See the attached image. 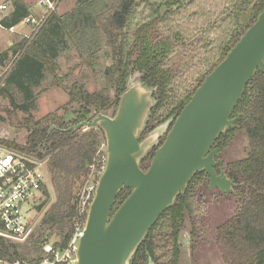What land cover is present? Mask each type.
Returning <instances> with one entry per match:
<instances>
[{"label": "trees", "instance_id": "obj_1", "mask_svg": "<svg viewBox=\"0 0 264 264\" xmlns=\"http://www.w3.org/2000/svg\"><path fill=\"white\" fill-rule=\"evenodd\" d=\"M139 1L76 0L72 12L64 16L52 13L34 39L24 38L0 55V65L10 54L16 57L14 67L1 90L13 107L24 114H30L38 99L36 90L51 76V87L63 89L69 96V105H77L79 108L71 122H66L57 112L48 114L37 122H33L30 117V133L25 146L0 142L12 151L47 162L56 199L45 213L37 232L28 239V247L0 236V261L18 264L29 260L31 263L41 264L46 255L44 249L52 238L57 237L61 241L54 248L65 250L72 242L77 227L80 226L83 232L89 212L81 214L79 196L92 174V167L98 166L101 175L104 171L106 162L101 161L100 148L105 139L104 132L99 127L87 130H75L74 127L93 113L108 116L116 114L121 96L127 90L128 69L134 56L136 58L132 63L145 74V85L157 88L159 105L172 103L168 116L176 114V117L190 102L206 76L218 66L215 65L201 75V79H196L195 85L182 100L177 103L170 101L174 77L160 62L168 54L165 39L149 42L143 37L131 41L125 33ZM225 3L228 4V0ZM12 6V12L2 22L5 29H12L31 16L30 7L22 0H14ZM263 9L264 0L234 2L232 14L228 17L233 24L227 34L219 64L256 22ZM229 41L231 46L226 43ZM71 51H75L93 73H97L102 59L111 61L104 70L107 82L102 91L90 93L87 86L79 81L67 85L66 80L72 75L64 79L59 76L58 60ZM186 79L184 77L181 80ZM112 87L116 89L114 98L109 94ZM14 89L22 95L21 103H17L12 95L11 90ZM237 116L240 119L236 128L245 130L250 148L247 157L229 165L226 173L239 185L236 192L242 193L243 204L234 217L219 228L218 241L226 264H264V74L257 72L247 86L232 119ZM228 131L232 133L230 129ZM223 138L224 133L216 141L214 148L223 150ZM222 167L219 163L216 171L220 173ZM207 178L205 172L197 173L188 185L187 192L177 197L146 236L138 253L146 264L149 258L156 262L158 247L153 240L158 229L167 231L163 232L165 235L168 231L170 233L173 252L168 264H179L178 237L184 212L191 210L189 203L196 184ZM99 179L100 177L97 180ZM126 192L129 195L131 193L129 189H125L119 194L113 212L127 198L124 196ZM44 193L49 199L46 188ZM43 206L44 204L39 208L42 209Z\"/></svg>", "mask_w": 264, "mask_h": 264}, {"label": "rangeland", "instance_id": "obj_2", "mask_svg": "<svg viewBox=\"0 0 264 264\" xmlns=\"http://www.w3.org/2000/svg\"><path fill=\"white\" fill-rule=\"evenodd\" d=\"M13 1L0 0V4H6L8 7L6 12L3 13L4 15L8 16L12 12ZM22 1L30 7L33 18L37 21L43 20L46 13L45 9L38 6L39 0ZM234 2L236 4V0H228V4L225 3V0L139 1V6L133 14L125 33L131 41L135 38L138 40L143 37L144 40L147 39L149 42L165 39V43L169 48L168 54L160 62L162 67L165 70H169L174 77L172 84L173 93L171 94L170 101L172 100L174 103H177L182 100L191 91L196 79H201L205 72L210 71L211 68L213 69L215 65H219L224 43L228 38L227 34L230 33L233 24L228 20V17L232 14ZM75 6L76 0H62L53 13L58 16H64L72 12ZM44 23L37 28L24 23L16 29L17 35L9 32L8 29L5 30L0 27V55L8 52L14 44L22 41L24 38L28 37L29 40L34 39ZM9 39L13 44L12 46L8 45ZM226 43L231 46L230 41ZM135 58L136 56L130 61L127 90L133 86H143L153 91V107L146 118L142 131L139 133L140 142L150 139L153 143L140 162L141 168L146 171L155 152L162 146L177 117L176 114L168 116L172 103L159 105L157 88H149L145 85L146 83L143 81L145 74L132 63V61H135ZM15 60L16 57L10 54L4 63L0 65V142L25 146L30 133L28 127V119L30 117H32L33 122H37L48 114L57 112L66 122H71L74 119L75 112L79 108L77 105H69V96L63 89L51 87V76L36 90L38 99L35 109L30 114H24L19 109L13 107L9 99L1 93V90L4 88L5 82L14 67ZM58 64L60 67L59 76L62 79L68 75H72L70 79L66 80L67 85L79 81L87 86L90 93H94L102 91L105 87L107 79L104 77V70L111 64V61L102 59L97 67V73H93L84 65L79 55L75 51H71L69 54L61 57L58 60ZM28 65L29 63L26 64V66ZM184 77L190 81L187 79L181 80ZM11 93L17 100V103L22 102L23 97L17 90H11ZM109 94L112 98L116 96L115 87H112ZM109 116L113 117L111 114ZM237 117L240 118V116ZM231 131L232 133H229L227 130L224 133V138L221 140L223 150L221 151L218 148L220 155L217 158V162L223 165L221 172L226 171L229 165L244 160L250 148V141L244 129L236 128L235 125V129ZM104 139L105 143L101 145L100 152L102 153L101 161L106 162L107 146L105 135ZM3 150L12 151L5 144L0 143V152ZM98 177H101V174L97 166L92 170L89 180L86 181L79 200L82 196L86 198L89 193L92 194V198L94 197L99 183ZM45 188L50 198L48 199L43 192L41 203L36 208V214L33 215V234L39 229L47 210L56 201L48 166L46 169ZM237 189L232 194H222L217 189L210 190L209 178L196 184L189 203L191 210H185L186 213L184 212L179 232V264H226L220 251L218 230L234 217L243 204L242 193L240 191L236 192ZM124 196L128 197L129 193L126 192ZM43 204V208L40 209L39 207ZM81 230L80 226L77 227L72 242L65 250L54 248L55 244L61 241L57 237L52 238L50 244L44 249L46 255H44L45 259L41 264H76L77 249L82 234ZM163 232L167 231L158 229L154 233L153 242L158 247L156 262L154 263V260L149 258L147 264H168L173 252L172 241L170 240L169 231L167 235ZM10 241L28 247V240L26 242ZM139 249L140 247L130 264H136L138 259L137 264H146L143 258L139 257ZM0 264L9 263L0 261ZM18 264L36 263L26 260Z\"/></svg>", "mask_w": 264, "mask_h": 264}, {"label": "water", "instance_id": "obj_3", "mask_svg": "<svg viewBox=\"0 0 264 264\" xmlns=\"http://www.w3.org/2000/svg\"><path fill=\"white\" fill-rule=\"evenodd\" d=\"M264 74V9L226 58L206 76L183 108L145 171L140 162L152 140L139 141L153 107L152 90L133 86L121 96L116 114L93 113L75 130L99 127L107 160L80 236L76 264H130L146 236L199 172L209 189L232 194L239 187L218 173L216 141L235 129L232 119L256 73ZM130 195L114 211L119 194Z\"/></svg>", "mask_w": 264, "mask_h": 264}, {"label": "built area", "instance_id": "obj_4", "mask_svg": "<svg viewBox=\"0 0 264 264\" xmlns=\"http://www.w3.org/2000/svg\"><path fill=\"white\" fill-rule=\"evenodd\" d=\"M62 0H39L38 6L45 9L43 20L51 15ZM8 9L0 4V27L7 17L3 13ZM49 14V15H48ZM42 20V21H43ZM47 20V19H46ZM46 20L44 22H46ZM42 21L32 16L22 24L40 27ZM5 29V28H4ZM13 31V29H8ZM28 38V37H27ZM29 39V38H28ZM45 161L36 160L24 154L3 150L0 152V236L15 242H26L33 234L34 214L41 203L46 187ZM95 166L92 167V170ZM95 197V195H94ZM92 194L80 199L81 214L89 212L93 202ZM82 200V201H81Z\"/></svg>", "mask_w": 264, "mask_h": 264}, {"label": "crops", "instance_id": "obj_5", "mask_svg": "<svg viewBox=\"0 0 264 264\" xmlns=\"http://www.w3.org/2000/svg\"><path fill=\"white\" fill-rule=\"evenodd\" d=\"M21 25H23L22 23L20 24V25H18V26H16V27H13L12 29H13V31H9V32H11V33H14V34H18V32H16V29L19 27V26H21ZM6 30V29H5ZM8 31V30H7ZM27 37V36H26ZM8 45L9 46H12L13 44H12V42L10 41V39L8 40Z\"/></svg>", "mask_w": 264, "mask_h": 264}]
</instances>
